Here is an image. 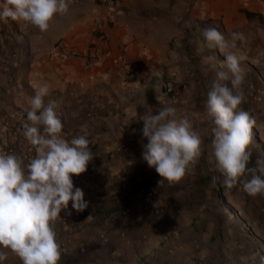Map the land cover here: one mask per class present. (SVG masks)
<instances>
[{
  "label": "crops",
  "instance_id": "crops-1",
  "mask_svg": "<svg viewBox=\"0 0 264 264\" xmlns=\"http://www.w3.org/2000/svg\"><path fill=\"white\" fill-rule=\"evenodd\" d=\"M260 11V0H128L114 11L69 0L68 11L56 15L45 31L22 20L0 19V115L13 122L25 115L31 123L30 99L47 82L50 93L44 101H55L63 112L62 130L70 139L85 128L94 154L91 177H72L89 206L77 212L69 201L54 225L66 247L59 264H255L250 257L264 256V195L250 196L241 184L228 188L213 155L215 125L206 101L215 73L204 63L205 56H214L222 65L228 52L241 58L245 100L237 111L255 120L248 165L254 167L264 155ZM97 18L107 34L98 48L107 54L87 67L83 53L96 42ZM208 27L229 40L232 33H243L245 40L224 52L201 50V31ZM59 40L82 54L49 56ZM120 56L133 64L134 80L126 77L129 67L115 62ZM182 83L187 87L176 99L165 94L168 86ZM165 105L175 107L203 141L202 156L178 182L161 178L143 158V118ZM23 132L9 141L28 146ZM28 150L35 158L36 146ZM20 157L25 164L31 160ZM144 185L158 192L155 208L138 193ZM0 264L21 261L9 251Z\"/></svg>",
  "mask_w": 264,
  "mask_h": 264
},
{
  "label": "clouds",
  "instance_id": "clouds-1",
  "mask_svg": "<svg viewBox=\"0 0 264 264\" xmlns=\"http://www.w3.org/2000/svg\"><path fill=\"white\" fill-rule=\"evenodd\" d=\"M68 8L69 0H4L0 19L22 20L45 31L55 16ZM201 36V50L218 48L221 52L234 48L236 40H245L243 33H232L229 40L214 27L203 29ZM204 63L215 73L206 108L214 118L213 155L225 176L224 183L228 188L241 184L253 197L264 195V158L258 157L254 167L248 166L255 120L248 112L237 111L245 100L246 72L241 58L228 52L222 65L214 56H205ZM49 93L47 82L37 87L27 113L31 123L23 124L25 138L36 146L35 158L25 164L15 153H0V262L10 251L21 264H59L61 250L55 222L69 201L77 212L89 206L72 179L85 173L94 159L87 131L82 127V135L65 138L57 103L44 101ZM157 112L143 118L142 136L147 139L143 158L161 178L178 182L202 156L203 141L175 107L165 105ZM249 259L264 264V256L259 254Z\"/></svg>",
  "mask_w": 264,
  "mask_h": 264
},
{
  "label": "built area",
  "instance_id": "built-area-1",
  "mask_svg": "<svg viewBox=\"0 0 264 264\" xmlns=\"http://www.w3.org/2000/svg\"><path fill=\"white\" fill-rule=\"evenodd\" d=\"M79 1H91L98 4H102L114 11L116 6L128 0H79ZM260 1H261L260 14L264 17V0H260ZM95 27L96 30L98 31L96 42L92 44L90 49H88L86 52L83 53V56L86 58L87 67H91L98 64L101 55L107 54V52L98 48V43L101 45V44H106L107 42L106 41L107 34L103 29V22L101 18L95 19ZM81 54L82 53L79 50L69 47L68 44L63 40L57 41L54 45V48L51 51H49V56L61 58V59H64L66 57L77 56ZM115 62L120 67H129L126 75L127 79L134 80L136 78V73L134 69L131 67V65L133 64L129 61L127 57L125 56L116 57ZM186 87H187V83H182L181 85L168 86L165 90V94L170 99L174 100L179 96L180 90L185 89ZM58 113L63 123L64 114L63 112H58ZM25 122H26L25 115H22V117L18 122H13L0 115V145L2 146L4 154L15 153L18 156L22 155L30 159L33 158V153L31 150H28V147L29 146L35 147V146L32 145L29 141L27 142L28 146L19 145V143L14 144L9 141V136H13L15 138L19 137L20 131L24 130L23 124ZM62 133L65 135V138L68 139L67 133L64 132L63 130ZM93 172H94V166L89 163L87 171L79 176L82 179L87 180L91 177ZM138 193L143 196L145 205H147L150 208H155L157 206L158 192L154 188L144 185L139 188ZM69 225H70V221L65 220V226L67 227ZM57 240L60 244V250L62 254L66 250L65 244L60 237H58Z\"/></svg>",
  "mask_w": 264,
  "mask_h": 264
},
{
  "label": "rangeland",
  "instance_id": "rangeland-1",
  "mask_svg": "<svg viewBox=\"0 0 264 264\" xmlns=\"http://www.w3.org/2000/svg\"><path fill=\"white\" fill-rule=\"evenodd\" d=\"M263 158H264V155H263ZM248 178H249V176H248ZM250 179V178H249ZM252 225H250V222L248 223V231H252Z\"/></svg>",
  "mask_w": 264,
  "mask_h": 264
}]
</instances>
